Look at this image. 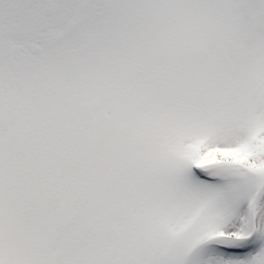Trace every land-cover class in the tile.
<instances>
[{"label":"snow or ice","instance_id":"snow-or-ice-1","mask_svg":"<svg viewBox=\"0 0 264 264\" xmlns=\"http://www.w3.org/2000/svg\"><path fill=\"white\" fill-rule=\"evenodd\" d=\"M0 264H264V0H0Z\"/></svg>","mask_w":264,"mask_h":264}]
</instances>
